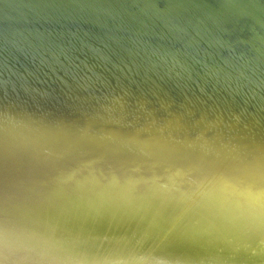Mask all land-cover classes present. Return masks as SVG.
I'll return each mask as SVG.
<instances>
[{"label": "water", "instance_id": "obj_1", "mask_svg": "<svg viewBox=\"0 0 264 264\" xmlns=\"http://www.w3.org/2000/svg\"><path fill=\"white\" fill-rule=\"evenodd\" d=\"M0 264H264V0H0Z\"/></svg>", "mask_w": 264, "mask_h": 264}]
</instances>
